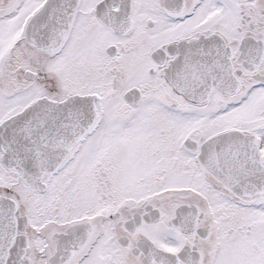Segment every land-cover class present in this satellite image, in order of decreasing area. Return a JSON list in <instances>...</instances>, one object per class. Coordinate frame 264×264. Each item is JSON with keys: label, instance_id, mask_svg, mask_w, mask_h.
I'll return each instance as SVG.
<instances>
[{"label": "snow or ice", "instance_id": "1", "mask_svg": "<svg viewBox=\"0 0 264 264\" xmlns=\"http://www.w3.org/2000/svg\"><path fill=\"white\" fill-rule=\"evenodd\" d=\"M0 264H264V0H0Z\"/></svg>", "mask_w": 264, "mask_h": 264}]
</instances>
